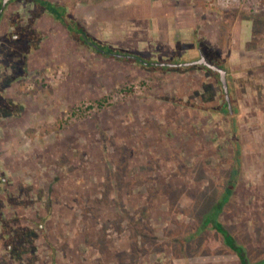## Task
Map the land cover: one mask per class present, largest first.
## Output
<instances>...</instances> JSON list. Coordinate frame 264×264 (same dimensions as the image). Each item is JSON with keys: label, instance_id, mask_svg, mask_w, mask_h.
<instances>
[{"label": "rangeland", "instance_id": "rangeland-1", "mask_svg": "<svg viewBox=\"0 0 264 264\" xmlns=\"http://www.w3.org/2000/svg\"><path fill=\"white\" fill-rule=\"evenodd\" d=\"M49 1L101 42L155 60H192L201 41L228 69L230 105L204 68L148 73L90 51L32 4L11 3L2 32L16 14L23 25L35 14L42 39L28 76L4 90L21 111L0 122V206L36 237L19 263L0 222V264H197L225 246L204 222L229 190L234 126L241 176L220 220L264 255V0ZM142 81L136 95H118ZM107 96L111 105L61 126L74 106Z\"/></svg>", "mask_w": 264, "mask_h": 264}, {"label": "trees", "instance_id": "trees-1", "mask_svg": "<svg viewBox=\"0 0 264 264\" xmlns=\"http://www.w3.org/2000/svg\"><path fill=\"white\" fill-rule=\"evenodd\" d=\"M20 2L32 4L35 7V11L50 14L54 20L67 30L77 43L104 58L137 65L148 73H153L154 71L166 73L172 70L185 72L194 68H204L217 79L221 85L224 102L226 105H230L228 94L231 92V88L228 82L230 77L228 69L225 67L221 54L218 51L211 50L210 47L204 45L201 41L193 42L190 47L191 53L195 57L194 59H175L168 63L101 42L87 31L81 21L65 5L53 3L49 0H0V122L7 116H18L20 114V105L7 100L4 96V90L15 80L28 76L27 63L29 56L39 48V43L42 39V34L34 26L33 20L36 15H33V12V18L31 17L28 24L25 25L21 24L20 16L16 14L11 30L2 32L1 25L7 7L11 3ZM9 70L10 73H8ZM145 87H147V81H142L137 85L124 86L119 89L118 95L123 96L125 99L130 98L136 95L139 90L146 89ZM111 100L113 101V98L107 96L98 101L74 106L70 109L67 118L61 121V126L69 125L74 120L86 119L94 110H103L111 105ZM233 131L235 135L236 156L232 177L229 181V190L222 198H216L214 203L209 204L207 208L208 214L204 223H206V226L211 225L223 237L226 245L238 254L242 264H249L245 250L237 244L234 236L220 220L225 206L237 199V185L241 176L242 151L239 141V131L235 126ZM0 222L2 224V238L7 251L21 263L22 253L34 252L35 240L33 238L36 237L34 231L23 228L18 220L6 218L1 210V206ZM28 245L31 246L30 249Z\"/></svg>", "mask_w": 264, "mask_h": 264}, {"label": "crops", "instance_id": "crops-1", "mask_svg": "<svg viewBox=\"0 0 264 264\" xmlns=\"http://www.w3.org/2000/svg\"><path fill=\"white\" fill-rule=\"evenodd\" d=\"M251 237H254V235L252 234ZM234 238L236 239V242L239 246L244 247L249 264H257V263L261 264V261L264 260V255L256 256V253L254 252V247L252 244L249 245V244H245V243H239L236 236H234ZM222 239H223V237H222ZM224 244H225V246L222 245L220 247L219 251H216L215 249H213V250L210 249V251H207L203 256L201 255L199 257V259H201V260H199V262H197V264H242L238 254L235 253L234 251H232V249H230L226 245L225 241H224ZM254 245H255V247H257V249L262 248V246L259 244L256 245L254 243Z\"/></svg>", "mask_w": 264, "mask_h": 264}, {"label": "water", "instance_id": "water-1", "mask_svg": "<svg viewBox=\"0 0 264 264\" xmlns=\"http://www.w3.org/2000/svg\"><path fill=\"white\" fill-rule=\"evenodd\" d=\"M223 80H224V76H223Z\"/></svg>", "mask_w": 264, "mask_h": 264}]
</instances>
